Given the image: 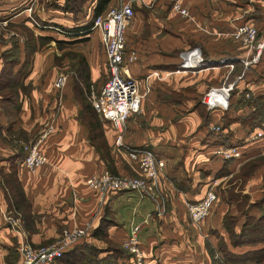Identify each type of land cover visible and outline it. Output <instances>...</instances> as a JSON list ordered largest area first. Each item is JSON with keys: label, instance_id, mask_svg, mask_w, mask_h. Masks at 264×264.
<instances>
[{"label": "crops", "instance_id": "crops-1", "mask_svg": "<svg viewBox=\"0 0 264 264\" xmlns=\"http://www.w3.org/2000/svg\"><path fill=\"white\" fill-rule=\"evenodd\" d=\"M41 1L0 0V27L20 18L37 39L52 33L63 36L55 19L43 20L48 24L45 28L31 20L30 14L43 19L37 15L42 11ZM113 1H130L134 9L126 28L127 48L136 53L129 72L141 82L154 70L165 73L161 79L149 77L152 93L142 99L141 111L128 117L123 136L125 144L150 148L164 160L158 187L153 194L121 189L99 198L85 178L104 168L116 174H138L135 161L115 147L114 129L105 120L102 127L108 156H103L89 139L87 124L80 116L81 97L80 103H73L71 89L55 93L54 73L36 75L46 58L42 61L31 51L26 60L25 40L14 41L17 29L8 28L7 32L2 27L6 30L0 32V264L18 263L19 246L24 241L33 245L50 242L64 226L86 223L89 228L84 238L104 247L102 254L111 252V245H122L132 225L138 224L145 264H212L215 244L207 237L208 227L216 224L215 228L225 232L226 210L222 206L210 210L201 227L196 228L187 202L199 200L208 189H216L212 177L215 179V171L223 162L240 163L251 157V151L264 146L263 140L251 141L248 137L251 129H264V121L252 125L247 115L251 106L237 100L246 91L250 92L248 97L264 93V53L242 74L225 106L208 108L201 101L209 85L240 74L242 65L235 57L243 53L245 46L232 31L237 24L248 21L264 33V0H181L189 11L187 16L171 11L172 0ZM54 14L52 17H56ZM87 34L92 45L98 40L101 46L98 30L91 29ZM188 58L198 59V65L188 66ZM26 63L29 67L24 75L21 67ZM93 69L90 75L98 80L101 74L95 75L97 68ZM182 77L198 79L195 83L204 114L193 103L167 98L166 93L188 84ZM248 97L243 95L242 99ZM49 123L53 129L40 143L48 161L28 168L22 163L25 150L19 143L36 137ZM214 123L220 124L218 131L210 128ZM220 143L239 144L240 155L225 159L215 154L214 147ZM101 223L102 234H93ZM241 224L239 218L235 230ZM227 243L235 252L262 245L245 243L250 245L240 249L245 244ZM12 251L18 255L13 262L9 259ZM116 260L133 264L127 254Z\"/></svg>", "mask_w": 264, "mask_h": 264}, {"label": "built area", "instance_id": "built-area-1", "mask_svg": "<svg viewBox=\"0 0 264 264\" xmlns=\"http://www.w3.org/2000/svg\"><path fill=\"white\" fill-rule=\"evenodd\" d=\"M32 1V0H25ZM29 11L30 5L26 7ZM171 11L174 14L187 16L189 11L182 5L181 0H172ZM134 10L129 1H119L115 5L107 7L93 18L90 30L96 29L100 33L101 47L105 56V65L108 71L107 79L99 89L93 83L87 87L90 102L98 115L108 121L114 129L113 144L125 151L127 156L136 162L138 174H116L104 168L98 173H92L85 178L87 185L97 191L102 200L109 191L121 189H136L142 194H153L158 187L159 171L164 165V160L147 147H135L125 144L124 131L126 121L131 114L139 113L142 109L141 102L144 95L151 89L149 77L156 79L164 77L158 70L147 73L143 86L137 77L129 72V64L135 60L136 53L128 49L126 44V27L133 16ZM30 14V12H29ZM31 20L38 27L43 24L30 14ZM58 28V27H57ZM59 29V28H58ZM233 36L246 47L244 55L235 57L242 64L239 75L233 79L225 77L221 83L212 84L202 93L201 101L208 108L225 106L230 97L236 79L240 78L248 66L257 63L264 50V34H258L257 27L249 22L237 24ZM198 59L188 58L185 63L194 67L198 65ZM233 67V63H228ZM152 74V75H151ZM67 75L57 73L53 80V86L58 90L66 83ZM246 97L249 91L244 93ZM210 128L218 131L220 124L214 123ZM53 129L52 123L39 132L28 143H24V156L22 163L28 168H34L48 161L46 153L41 149L40 143ZM249 139H264V129H256L250 132ZM214 153L225 159L239 156L241 151L238 145L217 144ZM217 199L215 189H208L197 201L187 202V209L191 222L199 227L203 219L209 214L213 202ZM88 223L84 225L64 226L60 235L53 241L33 245L24 241L19 246L20 260L17 264H43L54 261L62 256L74 243L86 234ZM139 225L133 224L127 236L122 241V246L129 254L133 264H145L144 254L139 242Z\"/></svg>", "mask_w": 264, "mask_h": 264}, {"label": "rangeland", "instance_id": "rangeland-1", "mask_svg": "<svg viewBox=\"0 0 264 264\" xmlns=\"http://www.w3.org/2000/svg\"><path fill=\"white\" fill-rule=\"evenodd\" d=\"M64 0H42L40 2V8L42 11L40 14H37L39 17H43L42 20H39L41 23L45 22L43 20H46V18H52L55 19L58 23L61 25L69 26L74 25L75 23H79L82 21H86L91 16V10L92 5L94 3V0H85L82 4L80 3L79 6L81 7L79 11L77 12H65L61 8L58 7L59 4H62ZM130 2V1H129ZM57 9V10H56ZM60 14L61 16L52 17L53 14ZM131 21V20H130ZM0 22H3L0 20ZM14 22V23H13ZM12 23H2L0 27V32L5 31L6 29L9 32L10 28H16L15 34L13 35V40L18 41L19 39L25 40H31L32 39V45L35 46V49L32 51L33 55H40L42 58V61L46 58V63L44 66H42L41 71H38L36 75H57L59 72H63L67 75V80L64 86L61 89H56L57 94L60 95L61 92L65 93V89H71L74 96L72 98V102H79L80 103V97L81 102H83L84 105H90V98H89V92L87 89V83L90 81L96 82V80H93L94 78L91 77L90 73L95 71L93 67L97 68V72L95 75L103 74L105 73L108 75L104 60V55L101 50V46L99 41L97 40L95 45L91 44L90 37L89 38H75L71 35H63L60 36V34L52 33V34H45L47 36L42 38H36L34 32L30 30V28L26 27L23 20L20 18H17ZM47 24V23H43ZM130 22L128 23V25ZM127 25V26H128ZM47 25L44 26V28ZM2 27L6 28L3 29ZM9 28V29H8ZM21 28V29H20ZM127 28V27H126ZM33 34V35H32ZM236 39V38H235ZM1 40V38H0ZM31 43V42H30ZM93 46V47H92ZM9 51L11 49H8ZM36 50V51H35ZM7 52V51H6ZM5 52V53H6ZM3 56L5 58V55L3 53ZM88 63V64H87ZM29 65L26 63L25 67H21L24 71V75L26 70L28 69ZM22 72H20L21 75ZM89 74L90 79L84 75ZM23 75V74H22ZM96 79V78H95ZM182 80L186 81L184 83L185 86L182 87L181 90L174 91L171 93H166V95H169L167 98L180 101L184 104H195L198 109L203 113L204 108L202 106V103L200 101V91L195 82H199L198 79L195 77L189 78V77H182ZM192 79H195L194 81ZM241 79V78H240ZM218 84V83H217ZM96 87V86H95ZM152 89L149 90L145 94V97L152 93ZM78 91V92H77ZM144 97V98H145ZM147 98V97H146ZM92 105V104H91ZM95 110V109H94ZM82 107H80V116L83 121L87 118V115L85 113L82 114ZM92 112L91 108H89V114ZM88 114V113H87ZM88 114V117L92 118L93 120H99L101 124L103 125L104 120L98 115V113L95 110V114L92 113L90 116ZM204 114V113H203ZM104 130V128H103ZM35 136L31 137L28 140H21L19 144L24 145L25 143H28V141H32ZM259 140V139H258ZM100 141V140H98ZM264 145V144H263ZM24 148V146H23ZM102 151V149H101ZM213 185L216 188L217 193V199L213 202V207L211 206V211L218 209L219 206H222L226 210L223 214L226 215V219L228 221L231 220V218H235V223L240 218V220L243 221L249 220L251 218V215L257 216L261 213L262 209H264V146H260L257 150L251 151V157L248 159H243L240 161V163L236 162H223L221 167L215 171V179L212 177ZM249 180H251V183L249 185ZM249 185V187H248ZM228 204V205H226ZM211 211L208 215H210ZM207 215V216H208ZM206 216V217H207ZM206 217L201 222L200 226H195L192 222V224L196 228H200ZM233 222V223H234ZM234 223V228H235ZM241 224V228H242ZM232 225V224H231ZM216 226V224L214 225ZM214 226L208 227V236L213 239L211 243L215 244V256L220 258L219 256V249L218 245H220L221 240L225 239L229 242V236L230 234L223 228H215ZM248 227V226H247ZM246 227L245 233H250L249 228ZM239 228V230L241 229ZM238 230V231H239ZM237 231V230H235ZM223 232L224 235H220V233ZM82 239V240H81ZM86 238H84V235L80 238V242L86 247L85 241ZM103 240L108 243V239L103 237ZM112 243H109V245ZM250 244L241 245L240 249H244L245 247H248ZM107 246V244L105 245ZM236 246V245H234ZM104 248V247H103ZM229 248V246H228ZM211 249V245H210ZM233 249L237 250L236 247H233ZM247 249V248H246ZM251 255V253H248L247 255ZM218 255V256H217ZM16 255L15 252H11V257L9 258L10 261L15 260ZM240 262L241 264H251V260L247 259L245 262H241V260H236V262ZM17 264V263H16ZM56 264H64L59 263V261H56Z\"/></svg>", "mask_w": 264, "mask_h": 264}, {"label": "trees", "instance_id": "trees-1", "mask_svg": "<svg viewBox=\"0 0 264 264\" xmlns=\"http://www.w3.org/2000/svg\"><path fill=\"white\" fill-rule=\"evenodd\" d=\"M84 1L85 0H64L62 4L58 5V7L61 8L65 12L74 13L80 10L81 7L79 6V4L80 3L82 4ZM118 2L119 1H113V0H94V3L92 5V10H91V16L88 20L82 21L80 23H75L74 25H69V26L60 24V25H57L59 28L58 30H60V32L64 33L65 35L78 36L79 38H84V39L89 38V35L87 34V32L90 30L89 28L92 25L93 18L97 14L104 11L107 7L111 5H115ZM243 22H248V21H243ZM42 23H47V22H42ZM258 34L261 35L264 33L258 31ZM32 39L33 37L31 38L30 41L26 40V45H25L26 54H27V56L25 57L26 60H28L29 58L28 54L35 49V46L32 45ZM126 44H127V39H126ZM245 52H246V47L241 55H244ZM263 53H264V50H263ZM253 65L254 64L250 66L252 67ZM250 66H248L247 69H245L243 73H245ZM86 76L90 79L89 74L84 75L85 78ZM243 76L244 75H241L240 78H242ZM107 77L108 75L103 73L101 74V77L98 80H96V82L94 81L88 82L87 87L89 86L90 83H93L96 86V88L99 89L102 83L107 79ZM240 78L235 80L234 87L231 90L230 96H232L234 90L237 88V81ZM154 79L156 80V78ZM228 79H233V78L232 76H230L228 77ZM148 80H149V83L152 89V82L150 78ZM140 83H141V86H143L144 80L142 82L140 81ZM243 95L244 94L240 95L237 100L238 102L242 101V103H246L249 106H251L252 109L250 112L247 113V115L251 117L252 125L255 123H261L262 121H264V93L258 94L256 96L251 95V97H248L245 99H242ZM89 108H91L92 110L90 114H89ZM83 113L87 115V118L84 120L88 127L89 139L92 141V143L96 145L99 151H101L102 149L101 153L103 154L105 158H107L108 146L103 138L104 134H103L102 124L98 119L95 121L91 117L90 118L88 117V114L90 116L92 115V113L95 114V110L93 106L91 105V103L88 106L83 104L82 114ZM253 130H256V129H251L250 132H252ZM259 140L264 141V139H259ZM251 141H254V140H251ZM235 145H238L240 147L239 144H235ZM262 200H264V197ZM224 216L226 217V215ZM225 217H223V225H224L225 230L230 234L229 242L231 244L241 245L245 243H251V244L262 243V245L254 247V248L246 249L243 251L235 252L231 250L230 248H228L227 241L225 239H222L220 245H218V249H219L218 254L220 258L222 257V259H219L218 257L213 256L212 264H241L238 261L236 262V260H241V262H245L247 259L251 260V264H253V262L256 264H264V209H262L259 215L257 216L251 215V218L249 220L243 221L242 228L239 231H235V228L233 226L235 223L234 222L235 218H231V220L228 221V219H226ZM246 227L249 228L250 233H245L247 231ZM102 230H103V224L101 223L93 230V234H98V233L100 234ZM84 242L86 244V247L83 245L84 243L82 244L80 241L79 242L76 241V243H74V245L70 249H68L62 256L56 258L54 261L43 263V264H56V261H59V263H64V264H120L119 262H117L116 258L123 254L129 255L126 249L122 245L120 246L118 245L116 246V244L111 245V247L109 246L111 252L102 254V252H104L103 247H99L95 245L94 243L88 242L86 240ZM248 253H251V255L250 254L247 255Z\"/></svg>", "mask_w": 264, "mask_h": 264}]
</instances>
